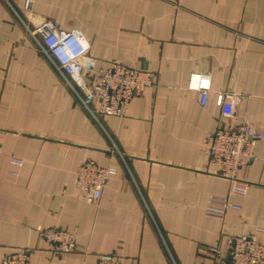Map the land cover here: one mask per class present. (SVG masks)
Instances as JSON below:
<instances>
[{"label": "crops", "instance_id": "1", "mask_svg": "<svg viewBox=\"0 0 264 264\" xmlns=\"http://www.w3.org/2000/svg\"><path fill=\"white\" fill-rule=\"evenodd\" d=\"M26 1L0 0V260L30 248L31 264H214L229 238L264 243V0H33L38 20L82 32L98 69L156 76L125 116L98 120L17 19ZM220 93L239 96L229 119ZM242 122L255 160L217 175L204 143ZM88 159L117 168L97 204L76 189ZM48 228L77 248L47 243Z\"/></svg>", "mask_w": 264, "mask_h": 264}, {"label": "built area", "instance_id": "2", "mask_svg": "<svg viewBox=\"0 0 264 264\" xmlns=\"http://www.w3.org/2000/svg\"><path fill=\"white\" fill-rule=\"evenodd\" d=\"M33 4V0H27L25 16L16 13L17 19L35 42L38 51L47 58L93 119L98 120L100 115L125 116L131 102L141 96L147 87L156 84V76L152 72L120 63H114L108 69H98L90 53L91 46L82 32L61 29L50 19L38 20L33 12ZM189 87L200 92V103L206 106L210 84L198 77L191 81ZM238 99L239 96L233 93L218 95L217 104L222 108L225 119L234 115ZM257 139L247 122L234 128L217 129L204 143V150L215 166L214 173L234 177L239 168L253 162ZM116 173V167H102L88 159L78 168L76 189L83 192L89 202L97 204L109 178ZM228 207L239 209L233 204ZM39 232L47 243L62 253L77 248L73 235L65 230L48 228ZM228 243L231 245L229 259L219 248H211L214 264H264V243L255 237L229 238ZM32 254L30 248H25L1 258L0 264H31ZM91 264L123 263L120 258L108 255Z\"/></svg>", "mask_w": 264, "mask_h": 264}]
</instances>
